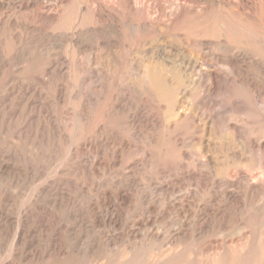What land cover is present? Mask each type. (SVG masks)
<instances>
[{
	"label": "rangeland",
	"instance_id": "obj_1",
	"mask_svg": "<svg viewBox=\"0 0 264 264\" xmlns=\"http://www.w3.org/2000/svg\"><path fill=\"white\" fill-rule=\"evenodd\" d=\"M85 1L87 0H71L77 6ZM110 1L116 2V6L119 3L118 0ZM208 1L210 2L138 0L145 11L119 8L118 19L114 15L111 30L116 27L119 34L125 31L123 35L120 34V40L136 43L141 48V53L134 52L138 59L154 52L158 55L161 53L160 56L169 60L183 58L192 62L203 54L181 39H195L203 31L212 30L216 18L219 19L223 11L242 20L247 30L252 29L251 23L257 20L260 24L256 21L255 27L264 35V0H239L242 4L240 9L225 6L220 11L215 4L201 9V6L208 5ZM53 2L54 0H0V167H3L0 168V264H264V208L258 209L256 212L259 215L256 213L257 217L252 216V219L243 207L237 210L239 213L235 211L236 216L234 211L219 214L218 218L206 224L201 231L196 230L195 234L192 232L197 223L195 221H200L203 217L195 211L197 204L203 203L200 196L211 187V183L207 188L192 177L195 157L184 158L183 162L192 164L188 169L175 171L177 173L169 169L167 172L156 173L153 165L142 154L143 143L146 147L149 146L138 140L136 158H113L112 150L107 145L104 146L105 154L103 152L100 158H96L95 168L91 167L94 158H72L71 148L77 145L82 132L76 116L79 103L73 96L77 84L76 71L71 69L70 78L68 75H58L50 79L48 76L38 75L41 65L37 61L27 59V52L34 49L37 42L35 37L40 28H48L50 33L55 30L54 24L45 22L37 10L39 5ZM187 3L191 6H186ZM182 4H186L188 12H185L178 23L172 22L168 27L163 25L169 20V16L171 19V13L178 5ZM240 12L243 14L241 18ZM188 15L189 19L183 18ZM149 18L157 19L160 26L158 30L133 31L128 24L122 25L119 21L126 19L140 22ZM27 24L37 27V30L31 31ZM14 33L28 41V50L17 52ZM251 39L245 37V41L249 43L246 46L255 48V42ZM51 40L45 45L47 48L42 50L45 58H55L57 52H62L71 61L74 60L76 54L72 43ZM142 40L143 46L140 45ZM220 96L217 99L222 101L224 98ZM153 102L156 110L162 108L155 100ZM195 124H198V120ZM193 125L188 122L183 125L186 128H183L190 129ZM205 129L203 141L207 142L204 145L213 142V150L209 152L207 159L204 158L209 163L211 156L215 154L218 160H223L229 146H234V150L236 147V151L240 149L241 141L232 137L227 130L217 129L212 134L214 136H211L210 126ZM187 141L193 142L191 138ZM235 143H239V146H235ZM218 146L226 149L221 150ZM86 164H90L91 168ZM211 164V167L214 166V163ZM204 170L207 175L218 178L215 180L219 186H212V203L223 205L220 194L226 189L224 181L213 175L214 169L205 167ZM233 170L235 175L237 170ZM259 174L257 172L254 176L261 177ZM257 177H253L255 181L252 178L251 182H257ZM168 182L173 184L167 185ZM215 190L221 191L215 193ZM118 192L129 196L137 193L141 196L143 192L144 196L139 197L140 199L134 197L136 201L127 199L121 202ZM262 194H256L253 205L259 203L258 197L263 196ZM147 207L150 209L145 210ZM29 209L31 212L27 214L26 210ZM242 212H246L244 215L250 219L242 216ZM113 214L118 215L117 223L109 220V216ZM148 214L151 215V221L144 226L136 225L135 231L139 230L130 233L134 219L147 217ZM246 218L249 224L244 223L248 222ZM126 222L128 226L125 225ZM181 224H185L183 229L186 236L170 238L178 227H182ZM149 229L153 231L149 232ZM251 239L257 245L253 251L250 250ZM58 247L63 248L62 254H58Z\"/></svg>",
	"mask_w": 264,
	"mask_h": 264
},
{
	"label": "bare ground",
	"instance_id": "obj_2",
	"mask_svg": "<svg viewBox=\"0 0 264 264\" xmlns=\"http://www.w3.org/2000/svg\"><path fill=\"white\" fill-rule=\"evenodd\" d=\"M118 1L117 6L120 5V7L116 6V2L114 4L110 0H87L81 2L82 4L79 6L71 0H54L53 3L39 5L40 8L37 9L45 22L54 24L55 30L50 33L48 28H40L38 36L35 37L37 42L34 49L27 52V54L29 53L27 59L37 61L39 66L41 65L40 74H38L40 76H48L51 79L58 75H68L70 78L71 69H75L77 74V84L73 96L79 103L76 116L81 124L82 132L79 142H76L77 145L71 148L72 158H94L91 167L95 168L96 158H100L106 145L112 150L113 158L119 156L136 158L138 140H140L139 142L142 140L149 146L146 147L143 143L142 154L147 158L146 161L153 165V170L156 173L167 172L168 169L169 171L174 170L173 172L188 169L192 164L183 162L184 158L193 156L196 161H193L192 177L196 178L198 184L202 183L206 187L211 183V187L208 188L210 185L207 187V192L200 196L203 203L196 206L195 211L203 217L200 221H195L198 223L196 226L193 224L195 228L192 226V232L194 234L197 233L196 230L201 231L219 214L224 215L232 211L235 213L242 207L246 209L250 218L257 217L256 211L264 208V35L255 27L257 20L255 19L256 21L251 23L252 29L247 30L248 28L242 20L223 11L220 18H216L217 21L214 22L215 26L212 30L203 31L202 34L200 33L201 36L195 39L190 37L181 39L203 54L200 58L198 55V58L193 62L182 57V60L174 58L169 60L160 56L161 53L158 55L154 52L138 59L134 52L141 53V48L139 49L136 43L121 41L120 34L123 35L125 31L123 34L121 32L119 34L115 30L117 28H113L114 31L111 30V26L112 19L118 16L119 8L127 7L138 12L145 11V8L139 4L138 0ZM214 4L220 11L224 10L225 6L242 7L239 0H210L208 5L201 6V9H206L210 5L215 6ZM185 5H178L177 9L171 13V19L170 16L168 17L170 21L168 20L169 22L167 21L163 25L168 27L172 22L176 24L185 12H188L186 6H191ZM192 11L194 13L193 9ZM240 15L241 18L243 14L240 12ZM189 16L183 18L189 19ZM156 20L149 18L140 22L126 19L119 21L122 25L128 24L133 28V31L140 32L148 29L158 30L160 26ZM27 27L31 31L37 30V27L30 24H27ZM118 30L120 29L118 28ZM28 32L30 33V30ZM13 37L17 41V52L29 49L28 41L26 42L24 38H20L15 33ZM245 37L252 38L251 40L256 45L255 48L246 46L249 43L245 41ZM51 39L60 43H72L76 54L74 60L71 61L62 52H57L55 58H45L42 50L47 48L45 45ZM140 45H144L143 40ZM98 49L99 51H97ZM156 52L159 53V51ZM218 95L224 99L222 101L217 99ZM154 100L162 108L156 110ZM195 120L196 122L198 120V124H195ZM188 122L194 125L190 129H185L189 124L186 127L183 125ZM206 126H210L211 136H214L212 134L217 129L227 130L232 137L241 141L240 146L239 143H235V146L238 145L240 149L236 151V147L234 150V146H229L226 153L224 151L223 160L222 156L221 160H218L215 154L211 156V159L209 158V163L205 159L213 150L211 147L213 142L204 145L207 142L203 141L206 135ZM189 138L192 139V143H188ZM208 139L211 138L208 137ZM151 143H153L152 146ZM213 145L216 146V143ZM219 147L221 150L226 149L221 146L217 148ZM217 155L219 156V152ZM211 163H214V166L211 167ZM205 167L214 169L213 175L221 177L224 181L226 189L223 194H220L223 197V205L212 203L214 200L212 186L218 184L215 180L217 177L207 175ZM233 169L237 170V173L234 172L235 175L232 173ZM257 172L262 176H254ZM210 173L211 171L208 174ZM233 177L235 178L233 179ZM253 177L258 178L257 182H251ZM168 183L167 185L173 184V182ZM222 187L224 186L222 185ZM217 192L215 190V193ZM259 192H262L263 196L258 195L260 196L258 197L260 198L259 203L253 205L257 198L256 194ZM136 195L129 196V194L121 192L118 196L121 202L144 196L143 192H141V196L138 193ZM30 209L26 210L27 214L31 212ZM149 209L147 207L145 210ZM243 212L242 216L246 213ZM262 212L264 213V209ZM249 216L247 217L249 218ZM109 217V220L117 223L118 215L114 216L113 214ZM258 218L260 217L258 216ZM1 219L2 217H0V222ZM151 219V215L134 219L129 232L135 233L139 230L135 231L136 225L144 226ZM247 221L244 223L249 224V220ZM125 225L128 226V222ZM181 225L182 227H178L170 238L186 236L185 229H183L185 224ZM151 231L153 230L149 229V232ZM188 234L190 235V233ZM250 242V250L253 251L257 245L252 242V239ZM62 249V247L57 248L58 254L63 253ZM250 260L252 261V259Z\"/></svg>",
	"mask_w": 264,
	"mask_h": 264
}]
</instances>
